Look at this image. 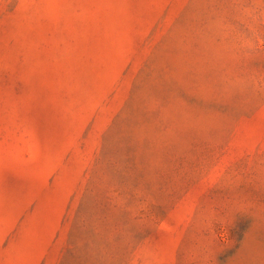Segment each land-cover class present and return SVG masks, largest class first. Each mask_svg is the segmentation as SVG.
Wrapping results in <instances>:
<instances>
[{
  "label": "rangeland",
  "instance_id": "374dc122",
  "mask_svg": "<svg viewBox=\"0 0 264 264\" xmlns=\"http://www.w3.org/2000/svg\"><path fill=\"white\" fill-rule=\"evenodd\" d=\"M0 264H264V0H0Z\"/></svg>",
  "mask_w": 264,
  "mask_h": 264
}]
</instances>
